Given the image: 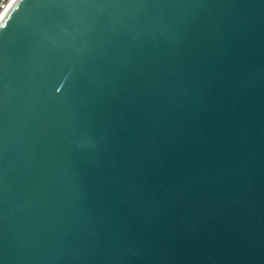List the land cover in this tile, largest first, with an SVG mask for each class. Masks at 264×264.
<instances>
[{
	"label": "water",
	"instance_id": "water-1",
	"mask_svg": "<svg viewBox=\"0 0 264 264\" xmlns=\"http://www.w3.org/2000/svg\"><path fill=\"white\" fill-rule=\"evenodd\" d=\"M0 264H264V0H17Z\"/></svg>",
	"mask_w": 264,
	"mask_h": 264
},
{
	"label": "built area",
	"instance_id": "built-area-1",
	"mask_svg": "<svg viewBox=\"0 0 264 264\" xmlns=\"http://www.w3.org/2000/svg\"><path fill=\"white\" fill-rule=\"evenodd\" d=\"M17 0H0V22L11 10Z\"/></svg>",
	"mask_w": 264,
	"mask_h": 264
}]
</instances>
